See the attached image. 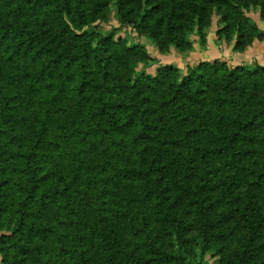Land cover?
<instances>
[{
	"label": "trees",
	"instance_id": "16d2710c",
	"mask_svg": "<svg viewBox=\"0 0 264 264\" xmlns=\"http://www.w3.org/2000/svg\"><path fill=\"white\" fill-rule=\"evenodd\" d=\"M216 15L234 51L262 38L264 0H0L1 264H186L243 235L229 264H264V66H158Z\"/></svg>",
	"mask_w": 264,
	"mask_h": 264
},
{
	"label": "rangeland",
	"instance_id": "374dc122",
	"mask_svg": "<svg viewBox=\"0 0 264 264\" xmlns=\"http://www.w3.org/2000/svg\"><path fill=\"white\" fill-rule=\"evenodd\" d=\"M106 13L108 14V22L96 24L94 28L95 32L100 33L103 36H105L108 32H114L115 35L121 38L122 40L126 38L125 40L127 41L128 46L130 44H133L134 42L139 43L140 46L144 48V50L147 52V54L153 61L152 71L155 70V67L165 66V65L178 68L173 64H171L170 62V58L172 59V57H169V55L171 53V50L173 49H170L168 52H165V50H160L155 42L149 40L146 37L139 38L137 39V41L134 40L135 38L127 39V37L129 36L128 30L126 29V27L120 28V25L118 24V21L115 17L116 14L115 5L111 4L107 8ZM255 13H257L258 15V21L260 22L259 26L252 19ZM245 15L248 16V18H250L257 25L258 31L262 35V38L254 39V41L250 45L244 47L242 51H234L235 42L234 41L228 42V39L224 37V34L221 31L223 26L218 24L219 19L216 15H214L211 18L210 27L204 30L205 43L202 46L199 43L200 49L206 46V42L210 34V31H215L216 33L214 35H216V37L219 40H223L227 43L233 44V47L231 48L232 52L240 55L246 53L247 50H249L255 42L264 41V30H262V25L264 23L260 21L259 9L258 8L250 9L248 12H245ZM194 36H195L194 34H191L189 37L190 41L192 42V46L194 44L193 42ZM175 52L181 56L186 54L181 52L179 53L178 51ZM252 68H255V65L252 66ZM180 70L183 71V69ZM185 221H186L185 226H188V228L185 229V232L183 234V239L186 240V244L182 245L181 247L178 242H175L171 247H167V250L169 251L171 250V252H173V254H175L176 256L182 255L181 257H183V259L186 260V264H229L228 260L231 259L234 253L237 252L239 249L236 238L243 235L242 230H237L235 222L230 223L227 227L223 229L225 234H231V238L228 241L222 240L216 243L211 241L203 242L201 240L199 234H197V232L195 231V223H194L195 220H193L192 217L191 218L188 217L187 220ZM0 264H1V256H0Z\"/></svg>",
	"mask_w": 264,
	"mask_h": 264
},
{
	"label": "crops",
	"instance_id": "0c3cea01",
	"mask_svg": "<svg viewBox=\"0 0 264 264\" xmlns=\"http://www.w3.org/2000/svg\"><path fill=\"white\" fill-rule=\"evenodd\" d=\"M252 19L259 26L258 15L254 14ZM217 27V25H216ZM262 30H264V24L262 25ZM215 31H210L208 36L206 46L204 48L199 47L198 37L193 38V49L188 54L179 55L174 50H171L169 57L171 64L178 67L179 69H186L187 67L194 65L198 62H220L226 63L229 67H235L239 65L243 66H264V41L255 42L253 46L247 50L244 54H235L232 52L231 48L233 44L227 43L223 40H219Z\"/></svg>",
	"mask_w": 264,
	"mask_h": 264
}]
</instances>
